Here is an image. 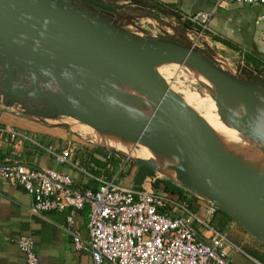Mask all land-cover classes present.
<instances>
[{"label":"crops","instance_id":"0c3cea01","mask_svg":"<svg viewBox=\"0 0 264 264\" xmlns=\"http://www.w3.org/2000/svg\"><path fill=\"white\" fill-rule=\"evenodd\" d=\"M74 1L84 6L82 8L90 14L97 12L93 15L103 17L104 22L110 24L113 21L119 24L120 30L127 35L133 34V30L136 31L140 36L137 39L149 44L164 39L188 44L189 35L198 26L187 17L217 8L210 21L211 30L206 34L204 54L231 77L245 83L249 92L264 108V101L253 92L256 89L264 92V87L256 83L258 80L264 81V69L260 65L264 60V24L260 21L264 11L262 6L235 3L218 5L220 0H92L116 9L114 13L108 14L96 8L90 3L91 0ZM125 16L132 17L135 27L122 19ZM178 58L183 60L181 56ZM189 66L193 70H188L186 66L181 67L185 76L193 78L194 70L201 73L199 76L203 75L204 72L197 66ZM248 76L254 82H249ZM10 79L7 71L0 69V167L8 158H13L35 169H55L70 174L75 179L76 187L81 190H97L99 176L114 179L127 187H137L134 177L139 167L144 165L116 158L119 164L113 172L108 157L100 156L92 148L75 150L68 146L72 143L59 133L60 129H52L44 124L47 118H43L39 107L24 104V97H15L12 94ZM14 90L17 93H26L16 89L15 85ZM227 104L231 103L221 99L219 106H229ZM242 105L248 108L245 103ZM229 107L232 110L234 108L231 105ZM232 110L230 113L233 119L236 113ZM235 117L241 119L240 115ZM13 133L16 134L15 137ZM68 148L73 150L70 163L58 164L56 154H61ZM92 158L102 165H96ZM151 178L156 180L155 177L148 179ZM193 194L202 198L196 193ZM33 204L34 199L22 186L13 184L0 175V264H27L18 245L22 236L33 238L39 264H92L88 247L90 208L86 206L77 214V227L86 244L84 250L78 251L74 247L71 234L66 230L70 210L36 215L31 210ZM231 223L232 220L226 229ZM193 228L198 235L206 237L205 230L199 224L194 223ZM231 242L233 245L227 248L230 264H255L256 257L244 251L243 246Z\"/></svg>","mask_w":264,"mask_h":264},{"label":"water","instance_id":"95a60500","mask_svg":"<svg viewBox=\"0 0 264 264\" xmlns=\"http://www.w3.org/2000/svg\"><path fill=\"white\" fill-rule=\"evenodd\" d=\"M30 1L37 4V11L26 9L22 0H0V33H15L34 43L33 48L17 51L0 48V55L33 61L40 67L52 71L57 82L63 86L61 71L65 69L115 72L131 80L142 82L144 85L139 87L140 91L154 101L156 113L163 122V126H160L155 116L146 117L149 123L153 121L156 133L155 136H147L146 139L152 145L159 146L160 150L169 149L181 160L183 167L191 170L192 178L189 180L192 184L223 199L228 208L227 210L220 208V210L229 214L232 220H236L264 242V205L249 191L239 187L238 183L242 181L231 164L222 161L214 152H205L196 148L192 137L194 124L182 108L183 103L174 94H170L171 90L166 88L162 79L148 64L140 58L130 56L125 44H132L153 61L162 60L169 54H183V62L191 63L201 69L223 95L229 96L230 100L237 99L245 103L256 119L264 124L263 107L249 92L247 85L214 64L203 54L204 50L193 49L189 44L186 46L168 39L149 44L131 38L121 30L114 28L107 30L100 23L95 22L80 6L73 5L70 0ZM78 21L91 26L97 35L84 33ZM61 39L76 41L90 56L76 55L61 42ZM114 46L122 51L121 57L109 52ZM42 51L52 53L55 60L44 61ZM1 67L11 78L9 87L15 97L39 96L46 102L52 103L53 99L45 96L35 85L26 93H17L14 90L13 71L9 68V64L2 63ZM23 70L38 81L40 74L36 68H23ZM248 81L252 82L251 78H248ZM63 102L69 114L86 122L101 123L111 118H138L129 111L116 108L102 109L99 114H94L87 108H85L86 112H79L71 108L66 100ZM177 170L183 172L181 167ZM249 183L251 186H264V180L257 182L253 180Z\"/></svg>","mask_w":264,"mask_h":264},{"label":"rangeland","instance_id":"374dc122","mask_svg":"<svg viewBox=\"0 0 264 264\" xmlns=\"http://www.w3.org/2000/svg\"><path fill=\"white\" fill-rule=\"evenodd\" d=\"M70 2H72L73 5L80 6V8L84 7L81 6L80 3L76 4L74 0H70ZM82 10L85 11L83 8ZM85 13L90 15L95 22L100 23L105 29L109 30L110 28H114L120 31L119 24L115 22L113 23L111 20V23L109 24V22H104L103 17H95L94 15L97 14V12L95 14L93 12L94 15L87 11H85ZM78 22L82 23L85 27H91L83 21ZM130 25L135 27V23H131ZM133 32V34H128V36L135 39L140 38L136 31L133 30ZM20 40L28 42V44L21 43L23 46H28L30 48L34 47L33 42L24 38H20ZM64 40L68 41V43L70 40L71 42H76L72 39ZM183 45L188 46V44L184 43ZM132 47L136 52L139 51L134 46ZM43 52L46 53L45 55L48 57L50 55V58H53L49 52ZM82 52L83 51L73 53L78 54ZM201 53L203 52L201 51ZM0 56V58L3 59H0V69H4L1 67L2 63L9 64V68L13 71L14 85L16 86V89L26 92L35 85V87L41 90L45 96L53 99L52 103H48L42 97L32 96L25 97L23 102L29 106L39 107L43 112V118H47V120H44V124L49 125L52 129H60L59 133L68 138L67 140L72 143L68 146L75 148V150H80L81 148H100L106 153L114 152L117 153L119 157L129 162L138 163L133 158H129L128 156L115 151L112 148L114 147V144L108 139V137H106V135L113 129V127L122 126L120 123L125 122L126 124L127 122L136 130L138 136H141L143 130L140 129L142 133L139 131L138 128L141 127V125L138 122L142 120L136 119L133 121L136 122V124L129 119L112 118L101 123L86 122L69 114L65 110L63 102V100H66L71 108H75L78 111L86 112L85 108H87L93 113L102 111V109L111 108L133 111L128 109L130 105H133L137 109L134 112L144 114L145 111L141 110L134 99V80H132L131 83H128L123 75L115 72L65 69L61 71L64 80L63 86L57 82L52 71L40 67L33 61L4 57L3 55ZM178 57V55L169 54L166 57H163L162 60L153 61L146 57L145 53L140 55V58L162 79L166 88L171 90L169 91L170 94H174L183 103L182 105L180 102L184 111L192 119L194 133L198 134L199 131H201L215 139L213 140L208 137L195 135L194 143L199 150L203 151L205 143L212 140L214 143H217L218 148H220L226 157H229L234 162L238 163L248 173L264 177V124L256 119L250 109L242 105L243 102L238 101L237 99L230 100L229 96L223 95L218 88L210 82L205 73L202 72L203 75L199 76L201 73L194 70L195 74L192 73L193 78L191 76H185L181 67L186 66L188 67V70L191 71L193 70L189 66L191 63L187 62L186 65L182 66L184 62L183 60H179ZM31 67H34L39 71L40 77L38 78V81H36V78L32 75L23 70V68ZM57 87L62 88L66 99L61 98ZM253 92L258 98L264 101V92L261 89H256ZM214 95L217 97L215 98ZM221 99L229 101L231 104L227 105L234 107L233 110L229 106H219ZM232 102H234L233 105ZM231 110L236 113V115L233 116V119L231 118ZM237 115H240L241 119L235 117ZM136 125L139 127L137 128ZM150 129H152L149 132L150 134H143L144 141H142L150 150L154 151V149L145 142V140L148 142L146 139L147 136H155L156 134L153 124H151ZM122 130H124V132L118 134L120 139H118L116 143H121L123 139L128 140L129 136H132L137 141L141 140L136 136L134 137V135L127 129L124 128ZM97 141L99 143H96ZM133 147L134 144L131 145L130 149ZM161 151L172 154L169 149L165 151L162 148ZM182 170L191 172V170L189 171V169L185 168H182ZM156 178L174 182L178 186L184 188L189 196H196L193 193L200 195L202 198L198 196L196 197L204 200L208 207H214L216 209L222 208L225 210L228 208V205L224 200L196 187L191 181L185 178L184 180L192 185H179L171 178L159 177L157 173ZM254 196L258 200L260 199V201L263 200L259 194L257 195L254 193ZM226 232L231 241L243 246L244 251L250 253V255H253L254 257L260 258V260H264V242L249 232L236 220H232V223L230 227L226 229Z\"/></svg>","mask_w":264,"mask_h":264},{"label":"built area","instance_id":"2783aa9c","mask_svg":"<svg viewBox=\"0 0 264 264\" xmlns=\"http://www.w3.org/2000/svg\"><path fill=\"white\" fill-rule=\"evenodd\" d=\"M221 3L264 8V0H220L218 5ZM216 10L187 17L199 27L188 37L191 48L205 49L206 34L211 30L210 21ZM260 21L264 24V11ZM72 151L68 148L56 154L57 163L69 164ZM0 175L32 196L31 210L36 215L69 209L66 230L78 251L84 250L86 244L77 227V214L88 206L92 264H230L227 248L233 244L226 233L211 225L216 208L208 207L206 215L200 217L187 205L157 192L153 178L147 179L142 189H136L99 176L97 190H81L70 174L35 169L13 158L0 167ZM194 223L205 230V238L197 234ZM18 245L27 264H39L33 238L22 236Z\"/></svg>","mask_w":264,"mask_h":264},{"label":"bare ground","instance_id":"6f19581e","mask_svg":"<svg viewBox=\"0 0 264 264\" xmlns=\"http://www.w3.org/2000/svg\"><path fill=\"white\" fill-rule=\"evenodd\" d=\"M24 2H25V4H24ZM22 4L28 10H31V11H37L38 10L37 4L35 2H33V1H30V0L23 1L22 0ZM79 24H80L81 30L84 33L92 35V36H96L97 35V32L95 31V29H92L91 27H85L80 22H79ZM20 38L21 37H19L15 33H10V32H8V33H0V48L6 49V50H12V51H17V50L30 48L28 46H23L21 43L28 44V42L25 41V40H20ZM61 42L67 48H69V50L71 52L83 51L82 53H78L76 55H79V56H90V54L87 51H85L84 49L80 48V46H79V44L77 42H71V40H70V42L68 43V41H65L64 39H61ZM125 46H126V49L128 50V53L130 54L131 57L140 58V55L144 54V52H141L140 50L138 52H136L134 50V48L132 47L133 45L130 44V43H126ZM109 52L112 53L113 55H116L117 57H121L122 56V51L117 46H114V48H110ZM41 54L44 57V59H43L44 61L55 60L54 59L55 57L53 56L52 53H50V54L52 55L53 58H50V55H49V57L47 55H45L46 53H44L43 51L41 52ZM176 55L184 57V55L181 54V53H178ZM200 71H201V69H200ZM124 77L127 79L128 83L132 82L131 79L127 78L126 76H124ZM134 82H135V86H134V99H135V102L141 108V110L145 111V112H144V114H140L138 112H134L137 109L135 108V106L130 105L128 107V109L133 110V111H129V112H131L132 114L138 116V118L134 117V118L129 119V120L132 121V122L135 121L136 119L142 120V121L138 122L141 125V127H139L138 125H136V127L137 128L139 127L138 129H139V131L141 133H142V131L140 129H142L143 133L141 134V136H138L136 130L132 127V125L130 123L126 122V124H125V122H123V123H120V125H122L131 134H133L134 137L136 136L138 139H141V140L137 141L132 136H129L128 140L127 139H123L121 141V143H116L117 140L120 139L118 137V134L124 132V130H122L124 128L122 126L113 127V129L110 131L112 133L107 131L108 133L106 135V137H108V139L114 144V147H112V146H109V147H112L115 151H118L119 153L124 154V155L128 156L129 158H133L137 162H140V163H142V164H144V165H146V166H148L150 168H153L156 171V173L159 175V177H161V178H164V177L171 178L176 183H178L179 185H182V186H184V185H186V186L192 185L191 183H187L184 180V178L187 179V180H189V178L191 179L192 178L191 177L192 173L191 172H186L185 170H182L183 172H179L177 170L178 167L185 168V166L184 167L182 166L181 160H179L177 156L172 155V154H168L166 152H163V151H161L159 149L158 146L152 145L149 141L147 142L145 140V142L148 143L154 149V151H155L154 152V151L150 150L147 147V145L143 142L144 141L143 140L144 139L143 136L150 134L149 132H150V130H152V129H150V127H151V124H153V121L149 123V121H148V119L146 117L155 116V119L158 121L160 126H163V122L160 120V118L158 117V114L156 113L154 101L150 97H148L147 95L142 93V91H140L139 87L143 86L144 84L142 82H140V81H137V80H134ZM57 88H58V90L60 92L61 98H65L62 88H60V87H57ZM126 111H128V110H126ZM79 112H84V111H79ZM100 112H102V111L94 112V114H99ZM145 120H147V121H145ZM146 122H147V124H146ZM133 123L136 124V122H133ZM153 126H154V124H153ZM195 135H199L201 137H208L210 139H213L211 136L199 131L198 134L197 133H193L192 134L193 142H194ZM213 140H215V139H213ZM96 143H99V142L97 141ZM132 144H134V147L132 149H130ZM194 145L196 146L195 143H194ZM222 149L225 151V149L223 147H222ZM203 151H205V152H214L215 155L219 156L222 161L225 160L229 164H231L234 167V169L236 170L238 176L240 177V179L242 181V182L238 183L239 187L241 189H243V190L249 191L252 195H254V193L257 194V195L259 194V196L262 197V199H263L262 201H260V199H259V201L262 203V205H264V186H251V184L249 183L250 181L253 182V180L256 181V182L260 181V180H264V177H259V176H255V175H252V174L248 173L238 163L234 162L229 157H226L223 154V152L220 150V148H218L217 143H214L212 140L207 141L205 143ZM185 169H188V168H185Z\"/></svg>","mask_w":264,"mask_h":264},{"label":"trees","instance_id":"16d2710c","mask_svg":"<svg viewBox=\"0 0 264 264\" xmlns=\"http://www.w3.org/2000/svg\"><path fill=\"white\" fill-rule=\"evenodd\" d=\"M90 3H92L93 5H95L96 8H98L99 10L105 11L106 13H114L115 12V8L113 7H108V6H104L98 2L95 1H90ZM124 19L126 22L128 23H134L132 17L130 16H125ZM264 69V60L260 62ZM248 78H251V80L253 81V78L251 76H248ZM256 83H259L260 85H262L264 87V81L258 80ZM95 150V152H97L100 156L102 157H109L110 156V160L109 163L112 165V171L114 172L115 168L118 167L119 161L123 158L119 157V155H117V153L114 152H108L106 153L104 150L100 149V148H93ZM118 160H117V159ZM92 160H94L96 162V165L101 166L102 163L99 162L97 159L92 158ZM130 175L132 174V169L129 170ZM149 177H155L156 178V171L150 168H147L145 166H140L138 172L135 174V183L137 184L136 189H142L143 185L145 184L146 180ZM154 187L156 189L157 192L159 193H163L167 196H169L170 198L178 201L179 203L183 204L185 203L189 210L192 211L193 213L197 214L200 217H203V215H205L207 213L208 210V205L204 200H201L200 198L196 197V196H189V194L187 193V191L178 186L177 184H175L172 181H167V180H163V179H159L156 178L155 183H154ZM232 217L225 213L224 211L220 210V209H216L214 212V215L211 219V225L221 231L227 234L226 232V228L229 225V223L231 222ZM228 235V234H227ZM229 237V235H228ZM230 238V237H229ZM257 260L261 261L262 263H264V260H260V258L256 257Z\"/></svg>","mask_w":264,"mask_h":264}]
</instances>
